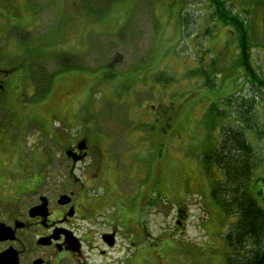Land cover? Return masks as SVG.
Here are the masks:
<instances>
[{
  "label": "rangeland",
  "instance_id": "1",
  "mask_svg": "<svg viewBox=\"0 0 264 264\" xmlns=\"http://www.w3.org/2000/svg\"><path fill=\"white\" fill-rule=\"evenodd\" d=\"M224 1L245 22L251 63L264 80V0ZM213 13L209 0H0L4 54L30 47L34 71H57L69 83L68 97L56 86L40 116L59 107L72 120V135L121 143L110 167L125 181L130 171L116 161L134 158L129 188L147 187L156 214L172 220L165 256L177 264L238 258L225 240L237 216L212 196L224 173L204 160L225 125L245 129L255 149L252 185L264 208V92L246 77L239 34ZM252 109L253 129L246 123ZM182 208L184 234L175 231Z\"/></svg>",
  "mask_w": 264,
  "mask_h": 264
},
{
  "label": "flooded vegetation",
  "instance_id": "2",
  "mask_svg": "<svg viewBox=\"0 0 264 264\" xmlns=\"http://www.w3.org/2000/svg\"><path fill=\"white\" fill-rule=\"evenodd\" d=\"M0 51V254L15 264H177L165 256L172 220L156 214L147 187L129 188L134 158L116 161L130 171L124 181L109 163L118 140L72 135L59 107L41 117L56 86L68 97L67 79L34 71L30 47ZM186 220L179 209L175 231Z\"/></svg>",
  "mask_w": 264,
  "mask_h": 264
},
{
  "label": "trees",
  "instance_id": "3",
  "mask_svg": "<svg viewBox=\"0 0 264 264\" xmlns=\"http://www.w3.org/2000/svg\"><path fill=\"white\" fill-rule=\"evenodd\" d=\"M209 1L214 9V18L227 27H234L239 34L241 63L246 77L250 79V83L264 92V80L251 63L250 42L245 22L240 15L227 8L226 1ZM62 57L65 58L64 64L73 65L71 56ZM251 112L252 119H247L246 123H250L253 129L257 120L253 109ZM261 113L263 117L261 127L264 129V110ZM224 114L226 113L218 111L215 115L223 118ZM222 130L219 147L207 154L204 160L206 164L215 165L224 173V181L218 183L212 193L214 201L227 214L237 216V222L231 226L225 237L227 245L233 249V255L238 256L237 260H233L232 257L230 260L233 264H264V208L258 200L261 192L256 191L252 185L256 167L255 149L242 127L225 125Z\"/></svg>",
  "mask_w": 264,
  "mask_h": 264
},
{
  "label": "water",
  "instance_id": "4",
  "mask_svg": "<svg viewBox=\"0 0 264 264\" xmlns=\"http://www.w3.org/2000/svg\"><path fill=\"white\" fill-rule=\"evenodd\" d=\"M3 235L4 233H2L0 229V240L4 239ZM109 238L111 239L112 237H109ZM110 245H113V242H110ZM8 255L10 256V254H6V253L0 254V264H15L14 261L13 262L10 261V259L8 258Z\"/></svg>",
  "mask_w": 264,
  "mask_h": 264
}]
</instances>
